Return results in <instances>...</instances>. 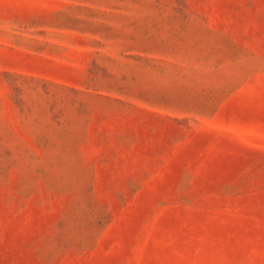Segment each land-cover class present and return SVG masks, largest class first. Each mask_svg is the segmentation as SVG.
<instances>
[{
	"label": "rangeland",
	"instance_id": "1",
	"mask_svg": "<svg viewBox=\"0 0 264 264\" xmlns=\"http://www.w3.org/2000/svg\"><path fill=\"white\" fill-rule=\"evenodd\" d=\"M0 264H264V0H0Z\"/></svg>",
	"mask_w": 264,
	"mask_h": 264
}]
</instances>
